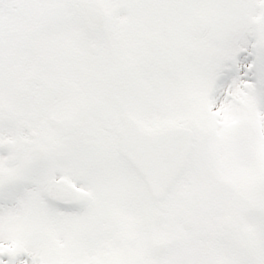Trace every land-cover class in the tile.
<instances>
[{
  "label": "snow or ice",
  "instance_id": "1",
  "mask_svg": "<svg viewBox=\"0 0 264 264\" xmlns=\"http://www.w3.org/2000/svg\"><path fill=\"white\" fill-rule=\"evenodd\" d=\"M0 264H264V0H0Z\"/></svg>",
  "mask_w": 264,
  "mask_h": 264
}]
</instances>
